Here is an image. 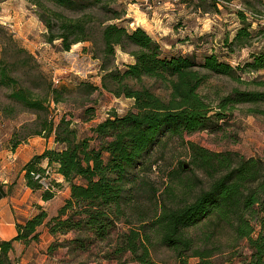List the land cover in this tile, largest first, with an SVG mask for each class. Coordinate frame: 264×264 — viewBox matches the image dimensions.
<instances>
[{
    "label": "trees",
    "instance_id": "obj_1",
    "mask_svg": "<svg viewBox=\"0 0 264 264\" xmlns=\"http://www.w3.org/2000/svg\"><path fill=\"white\" fill-rule=\"evenodd\" d=\"M27 1L35 6L45 27V42H59L64 52L93 39L89 11L100 8L110 14L108 21L113 22L101 28V54L94 58L103 74L101 89L115 98L131 100L133 105L123 116L113 113L92 126L89 137H79L72 118L41 124L35 135L53 137L56 148L28 161L22 169L25 184L39 192L44 202L52 201L66 185L69 198L55 217L48 219L39 209L31 219L16 223L17 235L11 241H0V264H17L12 258L14 243H37L41 226L55 239L47 254L66 250L61 264H155L153 257L159 250L170 253L175 264H189L191 259L197 260L195 264H213L221 246L212 239L222 229L229 230L236 241H246L249 255L244 264H264V150L260 157L244 158L189 143L188 168L192 167L193 173L201 171L207 185L198 179V192L187 186L184 198L176 204L158 202L152 192L155 208L151 215L144 213L140 202V195H145L143 175L151 169L153 149L174 138L221 133L239 104L264 102V94L234 90L213 105L198 92L211 77L238 81L242 74L264 71V50L250 52L248 59L235 67L215 53L198 60L166 52L142 28L121 24L128 21H120L124 12L112 9L119 0ZM247 5L252 6L250 2ZM214 9L219 13L217 4ZM236 18L239 28L223 44L228 57L236 50L251 48L254 39L264 34L262 29H252L257 21L253 8L238 10ZM118 49L133 60L121 69L114 66ZM0 85L11 89L8 97L14 103L30 111L43 110L44 100L11 77L6 66L0 69ZM154 86L166 91V99L155 93ZM47 95L52 102H61L60 90L48 86ZM11 139L12 151L26 142ZM185 168L180 164L179 173ZM44 177H49L48 190H42L39 182ZM212 223L214 230L197 241L196 232Z\"/></svg>",
    "mask_w": 264,
    "mask_h": 264
},
{
    "label": "rangeland",
    "instance_id": "obj_2",
    "mask_svg": "<svg viewBox=\"0 0 264 264\" xmlns=\"http://www.w3.org/2000/svg\"><path fill=\"white\" fill-rule=\"evenodd\" d=\"M161 1L158 4L157 0H119L112 9L124 12V17L120 20H128L121 23L124 26L130 29L137 25L147 28L151 37L166 52L194 56L198 60H202L206 53H215L235 67L246 61L250 52L264 50L262 33L254 39L251 48L236 50L230 57L223 47L224 40L227 38L230 41L239 28L236 18L238 10L253 8L257 21L252 29L264 30V0ZM249 2L252 6L247 5ZM215 4L219 13L214 9ZM35 11V6L27 0H0V69L6 66L11 77L20 80L24 88L30 89L44 100L42 111L27 110L9 99L10 88L0 85V151L6 144H10L12 137L15 140H31L32 148L40 151L43 141L35 134L46 120L57 123L60 118H72L79 137L83 138L89 137L90 128L109 115L117 113L123 116L132 109L133 101L115 98L101 89L103 74L100 63L94 59L101 54L99 32L104 25L113 22L108 21L111 15L100 8L89 11L88 14L93 17L90 25L93 39L74 45L69 52H64L59 42L52 45L45 42L46 30ZM11 25L13 29L9 27ZM118 52L114 66L121 69L131 59ZM13 63L15 66L11 67ZM54 80L60 81L57 86ZM145 83L147 86L152 84L149 81ZM48 86L60 90L59 104L52 102L51 96L47 95ZM158 86H154L155 93L166 99V91L158 89ZM91 87L98 90L93 91ZM234 90L264 94V71L242 74L238 81L226 77H211L198 92L208 102L216 105L221 97ZM189 143L214 153H234L244 158L262 156L264 102L239 104L233 111L228 126L221 133L207 131L187 136L184 140L174 138L153 149L151 169L143 175L146 180L143 188L145 195H140L145 214L151 215L154 212L155 205L150 197L152 192L155 193L156 201L176 204L184 198L187 186L193 193L198 192V179L207 185V178L201 171L193 173L192 167L188 168ZM180 164L187 167L183 174L178 171ZM121 228L119 225V229ZM213 230V223L202 227L196 232L195 238L199 241ZM216 233L219 234L212 240L220 243L221 251L215 255L213 264H244L249 255L246 241H236L227 229ZM37 254L43 264H61L63 261L62 251L57 250L50 256L38 250ZM153 259L155 264H175L172 255L164 250H159ZM196 262V259L189 260V264Z\"/></svg>",
    "mask_w": 264,
    "mask_h": 264
},
{
    "label": "crops",
    "instance_id": "obj_3",
    "mask_svg": "<svg viewBox=\"0 0 264 264\" xmlns=\"http://www.w3.org/2000/svg\"><path fill=\"white\" fill-rule=\"evenodd\" d=\"M137 27L142 28L150 35L147 28L138 25ZM118 51L120 50H117V55L119 54ZM132 62L131 59L126 64ZM37 138L43 141L40 151L37 148H35L36 150L32 148L31 140L19 145L14 151L11 150L10 144L8 146L6 144L5 148L0 151V241H11L17 235L16 223L31 219L38 213L39 209L49 215L48 219L57 216L58 210L69 198V188L66 185H63L62 190L49 202L42 201L39 192H33L26 186L23 167L33 157L43 154L45 150L56 148L53 137L44 139L37 136ZM46 165V162L42 163L43 169ZM57 178L59 182H63L60 176ZM38 231L40 237L37 243L28 246L18 242L14 243L12 258L16 260L17 264H43L38 259V250L47 254V248L55 239L49 234V230L45 226H41ZM58 251H62V259H64L66 250L58 249Z\"/></svg>",
    "mask_w": 264,
    "mask_h": 264
},
{
    "label": "built area",
    "instance_id": "obj_4",
    "mask_svg": "<svg viewBox=\"0 0 264 264\" xmlns=\"http://www.w3.org/2000/svg\"><path fill=\"white\" fill-rule=\"evenodd\" d=\"M162 1L161 0H157V3L160 4ZM11 29H13L12 25L9 26ZM60 81L58 80H54V84L55 86H57L59 84ZM46 176H49V172H46ZM39 177L36 176V179H38ZM39 182L40 184L42 185V190H48L49 189V186H50V183H49V177H44V178H41L39 179Z\"/></svg>",
    "mask_w": 264,
    "mask_h": 264
}]
</instances>
